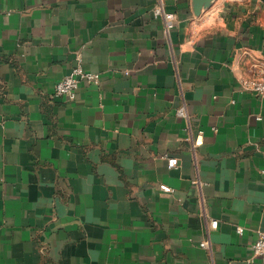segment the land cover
Wrapping results in <instances>:
<instances>
[{
    "label": "crops",
    "instance_id": "0c3cea01",
    "mask_svg": "<svg viewBox=\"0 0 264 264\" xmlns=\"http://www.w3.org/2000/svg\"><path fill=\"white\" fill-rule=\"evenodd\" d=\"M198 1L0 0V264H264V0Z\"/></svg>",
    "mask_w": 264,
    "mask_h": 264
},
{
    "label": "built area",
    "instance_id": "2783aa9c",
    "mask_svg": "<svg viewBox=\"0 0 264 264\" xmlns=\"http://www.w3.org/2000/svg\"><path fill=\"white\" fill-rule=\"evenodd\" d=\"M167 20L172 18V14H165ZM91 83L97 85L100 82V75L98 73L85 71L81 67H76L70 70L62 79H60L54 85L53 96L59 98H65L68 101H72L76 98L78 88L81 83ZM242 88L246 92L252 93L257 97L264 99V78L261 79H247L242 82ZM177 114L184 116V111L178 109ZM201 133H199V136ZM178 160L175 157L167 158L168 168H176ZM164 191H169L164 187ZM210 228L217 227V221H210ZM237 233L241 235L243 228H238ZM202 247L206 246V242L200 244ZM252 254L256 256L264 255V232L258 233L257 239L254 241L251 247Z\"/></svg>",
    "mask_w": 264,
    "mask_h": 264
},
{
    "label": "water",
    "instance_id": "95a60500",
    "mask_svg": "<svg viewBox=\"0 0 264 264\" xmlns=\"http://www.w3.org/2000/svg\"><path fill=\"white\" fill-rule=\"evenodd\" d=\"M200 3H201V1L199 0V1L197 2V6H199V5H200Z\"/></svg>",
    "mask_w": 264,
    "mask_h": 264
}]
</instances>
